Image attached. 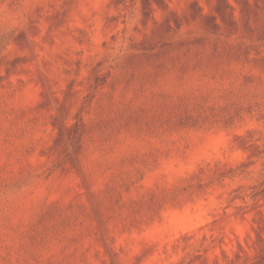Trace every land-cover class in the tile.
<instances>
[{
    "label": "rangeland",
    "instance_id": "1",
    "mask_svg": "<svg viewBox=\"0 0 264 264\" xmlns=\"http://www.w3.org/2000/svg\"><path fill=\"white\" fill-rule=\"evenodd\" d=\"M0 264H264V0H0Z\"/></svg>",
    "mask_w": 264,
    "mask_h": 264
}]
</instances>
